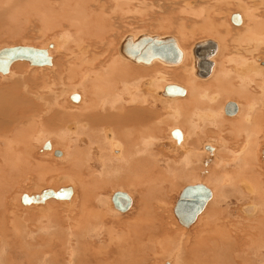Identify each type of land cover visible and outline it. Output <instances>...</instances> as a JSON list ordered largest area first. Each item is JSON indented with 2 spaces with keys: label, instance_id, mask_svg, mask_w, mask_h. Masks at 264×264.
I'll return each instance as SVG.
<instances>
[{
  "label": "bare ground",
  "instance_id": "1",
  "mask_svg": "<svg viewBox=\"0 0 264 264\" xmlns=\"http://www.w3.org/2000/svg\"><path fill=\"white\" fill-rule=\"evenodd\" d=\"M136 1L141 6L147 4V0ZM162 1L167 4V7L168 4L173 8L177 7L179 9L178 13H181L180 15H185V18H190L191 20L187 21L192 26L194 25V28L197 25L198 32L203 35L215 36L218 41L213 39H199L200 41L193 43L192 46L190 45V49H188L189 47H182L180 45L182 41L180 40L181 42L179 43L177 41L178 38L176 39L171 34V36H161L162 34L159 36V34L146 33L147 31H143L142 29V32L145 33L126 34L118 37L116 36L117 27L118 29L121 28L118 24L124 19L123 15L126 12L124 10L125 6H129L131 0H0V34L3 33V29L5 30L7 28V22L13 21L14 19L17 21L19 16L24 15L20 13L21 11H25L23 12L26 15L25 19L33 20V22L35 21L34 23L38 22L40 24H38L39 26L36 25L39 27V33L41 29H44L43 34L45 32L48 33V30L54 32L55 29H52L55 27L56 30L57 28L60 29L58 31L59 33L55 31L56 41L49 42V46L46 45L44 48L30 47L46 50L50 59L49 65L32 67L49 68L53 65L52 60L54 59L55 52L59 54L63 50L66 52V54H62V57L55 60V65H53L54 69L51 71L52 73L50 75L48 74V77L44 75L43 82L40 81V78L32 80L25 78L21 69H18V67L17 69L12 67L11 73L9 72L12 64L25 60L12 62L6 73H0L2 76H5L2 80L7 81L6 86L0 85L2 87L0 88V228L4 227L7 221L10 223L12 217L15 218V216L11 215L10 209L17 202V193L20 191L21 182L32 179L26 178L32 169L42 174L38 179L35 178L37 179L34 182L36 184L40 183V185L53 186L57 181L54 182V177L51 178L52 175H44L43 173L51 168L53 169L50 172L54 173L59 169L62 170L58 164L59 168L56 169V165L48 164L49 162L44 163L45 159H50V154L53 150H50L51 153L39 155V158L33 154L35 148L34 141H37V145H39L44 142V140L42 142V139L45 136L51 134V131L44 129L46 126L43 127V124L47 123L50 125L54 121L64 122L63 125L66 127L63 130L60 129L57 134L61 139H65V135H77V138L75 137L77 141H81L79 143L85 144L86 146L84 148L76 147L74 154L69 155L71 156L69 158L70 161L67 163V165L69 164V169L72 168L75 172L81 173L83 169L90 168L91 164L101 166L102 171H89L87 173L88 181L86 179L83 180H86L88 184L98 185L96 180L98 176H100L99 178L105 179L106 177L107 179V176L110 175L112 178L107 183H114L124 189L135 192L136 186L138 185L162 182L163 171L160 163H165V166L167 164L171 165L173 161L171 162L169 160V156H172L179 160V162H176L177 164H181L179 166L183 171H180L181 174L177 172V174L179 173V177L181 176V181L184 178L185 180H189V183H192L188 184V186L202 184L210 190L211 197L205 207L208 206L211 199L218 198L216 196L219 195L220 197L224 196L228 189H234L241 197L245 195V198L249 199L254 196L255 201H258L261 207L264 208V172H262L260 162V155L264 158V150L261 151V148L264 147V12L262 11V17L261 13H259L260 19H258V16H256L258 13L255 12L256 8H254L257 7L255 6L256 4L254 5L257 0H230V3H228V0V2L226 0ZM155 3H157V0H155ZM148 4L151 6L155 5L154 2H149ZM234 4L243 14H239V11L233 13L239 15L241 20L239 25L232 24L230 18L233 14L228 13L232 11H228L227 7ZM159 5L158 7L162 8V5ZM226 8L227 13L224 12ZM108 10L111 11L108 12ZM18 11H20V15L17 13ZM138 11H140V8ZM113 12L117 13L114 14ZM254 12L257 14L255 15ZM112 13L114 14L112 16L115 17L113 19L110 17ZM179 14H177L178 17ZM28 16L29 18H27ZM21 20L23 21V18ZM228 22L230 24L229 26L232 25L236 29H239L233 30L228 26ZM184 28H186L185 25ZM194 28L192 30L190 29L191 31L188 30L189 32L185 30L187 32L185 34L192 35L196 31ZM5 31L10 33L8 28ZM176 32L184 39V29L179 30L178 27ZM4 33L0 37L3 38L5 36ZM142 35L157 37L159 39L166 37L173 38L182 55L180 62L177 64H167L159 59H153L149 63H142L134 62L125 56L122 52L123 43L128 38L132 42H135ZM116 41L119 43H116ZM209 41H212L215 45H209L204 52V56L205 58L208 56V60L204 58L205 61L201 69L203 70L209 67V65L212 66V69L210 75L204 78L199 76L201 72H198L199 70L193 52L197 44H204ZM229 46H233V49L232 52L228 53L227 49H229ZM214 48L216 50L212 56L211 54ZM1 49L4 48L1 47ZM128 62L138 67L130 65ZM6 75L10 76L7 77ZM182 84H186L187 90L181 86ZM173 85L184 89L185 94L174 97L165 96V87ZM79 90L82 92V95H78L79 99L77 102H74V105L79 103L81 99L80 104H77V106L69 105L67 98ZM186 94L187 97L184 102L179 103L178 101L184 99ZM232 98H236L237 100L243 99L245 102L244 105L234 103L237 107L236 113L233 116H227L224 113V107L228 103L227 101ZM172 104L177 105L172 107ZM52 106L58 107V109L55 108L56 110L52 113L53 115L51 114L50 117L43 121L36 120L42 113L44 107L51 110ZM161 109L164 111H160ZM173 128H177L181 133L182 138L179 143L171 136V132L174 130ZM167 131L170 132V138L168 139L165 137ZM196 139L200 141L197 145L194 144ZM70 142L72 141L70 140ZM244 143L246 145L242 146ZM68 147L70 148L72 146ZM241 147L242 149L245 148L242 153L239 151ZM47 149H51V145ZM65 154L67 155V153ZM172 166L174 165H171V168ZM224 166L231 168L232 171L230 172L225 168V172L216 173L217 170L223 169ZM69 169L67 168V170ZM69 172L72 174L73 171L69 170ZM165 172L163 173L164 175ZM174 173L176 174V171ZM65 179L67 181V178ZM179 179L177 180L180 181ZM81 187L84 189L83 186ZM63 188H71L72 194L66 201L71 200L72 204L75 203L73 201L76 198L74 197L75 189L73 186ZM94 188L98 187L94 186ZM94 188L89 189V194L91 193L92 195L90 194V197L83 204V207L86 206L88 209L91 204L87 206L86 203H91L90 198L92 201H97L96 203L92 202L94 204L92 208L90 207L91 209L89 208L90 211L87 214L89 217L84 218L80 216V219H77V215L71 216L72 214L70 215L69 213L65 214V217L64 215L63 217H60V215L58 218L54 216V227L61 228L60 226L65 219L68 222L66 226L68 230L66 231L63 228L62 231L65 230L66 232H64L63 238H61L62 240L56 246L58 248V250L56 249L57 252H61L60 250L66 246L70 248L73 244L71 238H74L77 242L79 241L80 236H78L79 232H76V228L83 229L80 226L84 223L83 226L87 231L84 233V228L83 233L88 238V242L90 241L89 248H91L94 241L105 243L106 239L111 244H114L112 242L115 240L117 244L115 243V246H110V248L115 247V249L110 251L108 249L109 252L106 250L107 253L100 248V250H103L105 256H100L102 252H99L100 250L96 252L92 249L93 253L90 255L87 254L89 251L85 253L84 249L80 248L81 250H79L80 246L73 250L67 247L69 251L68 256L73 258V264H146L148 255L152 254L149 252L153 251V242H157L155 241L156 236L153 237L155 231L162 230L164 232H170L164 229V225H167L165 223L166 221L163 222L165 224H158L159 221H156L155 223L158 224V226L155 224L156 228L152 223L155 217L154 219L152 217L150 222L149 220L145 221L143 219L133 218L134 221L126 219L130 222H111L110 227L107 225L109 229H104L107 236H103L107 238L103 239V236L101 237V226H103V222L106 219L102 215L99 217L100 212H98V208L102 205L108 207L110 200L108 198H102L100 200L97 197L95 198ZM102 188L98 189L102 190ZM118 192H123L128 195L132 202L129 208L130 210L133 206L132 196L124 191ZM35 195L28 194V196ZM161 196H163V192ZM48 200L44 201V204ZM50 201L46 203V206L51 203ZM31 205L37 204L24 206ZM112 206L111 209L114 210L115 208L113 207V209ZM205 207L202 212L205 210ZM48 208L50 207L46 209L48 210ZM243 210L250 217L255 212L256 207L245 205ZM109 211L113 213L110 209ZM51 213L55 212L53 211ZM207 213H212L211 216L213 219L208 214H206V216L208 215L205 217L206 219L204 218L205 221L202 218L201 221L203 222L200 223L202 227L200 226L199 233H196L197 236H195L196 240H194V245H191L189 249L187 248L189 253L191 250L194 251L192 262H190L191 260L189 262L185 261L182 258L181 252L183 253L186 247L181 245V250L177 248L172 253L171 261L174 264H247L250 259H255L250 258V254L257 255L256 258L259 256L261 248H264V229L260 231L257 227L264 226V215H261L255 220L257 226L255 225L252 229L257 230L253 231V234L250 233L252 231L251 228V231L249 229L248 231H244L245 229L243 228V230L238 231L240 233V236H238L235 229H233V225L228 222L229 220L227 221V217L225 219L222 218V212L216 213L214 216V212ZM139 216L137 217L141 218ZM74 220L77 221L73 223ZM11 226L13 227L14 225L11 224ZM14 228L17 227L14 226ZM53 229L54 231L51 230L50 232V234L52 233L51 236L46 239L48 244L45 246V250L52 249V245L56 242L57 237L55 239L51 238L56 234L54 233L56 232L55 228ZM170 234L169 236L172 235ZM157 235L160 238V233ZM166 236L167 234L164 237ZM159 238L157 239L159 240ZM85 239L83 240L87 241ZM254 240L255 244L253 243ZM177 245L179 246V243ZM67 250L66 253L68 252ZM37 252L38 254L40 253L39 251ZM57 252L52 253V256L49 255L51 252H48V255L55 259L52 261L54 264H59L56 261V259L58 260L56 258ZM42 253L44 256V252ZM42 253H40L41 256ZM115 254L117 255L116 257H114ZM34 257L33 255L31 257L29 256L31 259H35ZM37 258L39 257H36V260ZM185 258L191 259L188 256H185ZM236 259H239V262ZM0 261L2 262L0 264H16L14 262H7L3 257L0 258ZM44 262L42 264H45ZM66 262L63 263L71 264L70 261ZM262 262L264 263V260ZM35 263H39L38 260Z\"/></svg>",
  "mask_w": 264,
  "mask_h": 264
},
{
  "label": "rangeland",
  "instance_id": "2",
  "mask_svg": "<svg viewBox=\"0 0 264 264\" xmlns=\"http://www.w3.org/2000/svg\"><path fill=\"white\" fill-rule=\"evenodd\" d=\"M227 1V0H226ZM229 1V2H228ZM227 2L228 3H230L231 1L230 0H228ZM252 1V0H251ZM254 1V0H253ZM259 1V2H258ZM134 2V3H133ZM149 2H154V4L155 5H149L148 3ZM163 2V1H162ZM161 2V0L159 1V0H157V3H155V0H147L146 1V3L147 4H145L144 6H141V5H139V2L138 1H136V0H131V2L129 3V6L127 5V6H125V9L124 10H126V12H128V14H126V12L124 13V15H123V20H121V22L118 24V25H120L119 27H121V28H119L118 29V27H117V33H116V36H118V37H120V35H126V34H134V33H141L142 32V30L143 31H147L146 33H149V34H155V35H158L159 34V36L161 35V36H165V35H172L173 37H175L176 39H177V41L180 43L181 41V43H180V45H182V47H189L188 49H190V47L193 45V43H195V42H197V41H200V40H204V39H213V40H217L216 38L217 37H215V36H211V35H203V34H201L200 32H198V27H197V25L195 26V28H194V25L192 26V24L191 23H189L187 20H191L190 18H185L186 16L185 15H180L179 13H178V11H179V9H177V7L176 8H173L170 4H168V7L166 6L167 4L165 3V2H163L164 4H165V9H164V4ZM256 3H254V5L255 6H257V7H254V8H256L255 10V12H257V13H255V15L256 16H258V19H260V14L259 13H261V17H262V11L264 12V0L262 1V0H257V1H255ZM133 3V4H132ZM160 4V5H159ZM133 5V6H132ZM158 5L159 6H161L162 8H159L158 7ZM140 6V7H139ZM149 6V7H148ZM134 7V8H133ZM169 7H171V8H169ZM236 6H235V4L234 5H229L227 8H228V11H232V12H228L227 11V8H226V11H224L225 13H231V14H233V13H237L239 10L237 9L238 7H236V9H234ZM139 8H140V11H138L139 10ZM142 8V9H141ZM158 9V10H157ZM175 9V10H174ZM234 9V10H233ZM259 9V10H258ZM161 10V11H160ZM171 10V11H170ZM258 10V11H257ZM109 11H111V10H108V12ZM134 11H136V12H134ZM141 11H142V13H141ZM20 11H18L17 13L20 15V13H22V14H24V15H22V16H19L18 17V15L17 14H15V16L16 17H18L17 18V21H16V19H14L13 21H9V22H7L6 23V25H7V28H8V31L10 30V33L8 32H6L5 30H7V28H6V25H5V30L3 29L2 30V32L4 33V31H5V33H4V37L2 38V37H0V41H1V39H3L1 42H0V48L2 47V48H12V47H16V46H28V47H35V48H44V47H46V45L47 46H49L48 44H49V42H55L56 41V39H57V37H56V32L55 31H60V29L59 28H57V30H56V27L55 28H53L52 30H54L55 29V31L53 32V31H51V30H48L47 32L48 33H46V35H45V33L43 34V32H44V29H41V32L39 33V23L38 22H36V23H34L33 22V20L31 21V20H28V19H25V17H26V15H25V13H23V12H25V11H21L20 13H19ZM114 14H116L115 12H113ZM111 14L110 15V17H112V19L113 18H115V17H113L112 15H114V14ZM177 14H179V17H178V15ZM239 14H241V15H243L242 14V12L241 11H239ZM126 15V16H125ZM136 15V16H135ZM228 16H229V14H227ZM119 16H121V15H119ZM138 17V18H137ZM184 17V18H183ZM23 18V21L21 20ZM27 18H29V16L27 17ZM121 18V17H120ZM164 18V19H163ZM171 18V19H170ZM182 20H181V19ZM228 18V17H227ZM173 19H175V20H173ZM182 21H180V20ZM186 21H185V20ZM26 20V21H25ZM168 20V21H167ZM171 20V21H170ZM4 21H6V20H4ZM15 21V22H14ZM29 21V22H28ZM163 21V22H162ZM125 22V23H124ZM165 22H167V23H165ZM169 22V23H168ZM180 22V23H179ZM187 22V23H186ZM157 23V24H156ZM164 23V24H163ZM186 23V24H185ZM9 24V25H8ZM39 24V25H38ZM125 24L127 25L126 27H125ZM161 24V25H160ZM179 24V25H178ZM185 25V27L186 28H184V25ZM13 25H14V27H13ZM32 25V26H31ZM36 25H38V26H36ZM168 25V26H167ZM183 25V26H182ZM230 24H229V22H228V26H229ZM9 26V27H8ZM167 26V27H166ZM181 26V27H180ZM178 27H179V30L180 29H184V33H183V38L184 39H182V36L181 35H178L177 34V32H176V29L178 30ZM188 27H190V28H188ZM191 27H193L196 31L192 34V35H188V34H185V32L187 31V32H189L188 30H190L191 29ZM230 28H232L233 30H237V29H239V28H235V27H233L232 25L231 26H229ZM240 27V26H239ZM10 28V29H9ZM157 28V29H156ZM172 28V29H171ZM174 28V29H173ZM192 28V29H193ZM235 28V29H234ZM142 29V30H141ZM191 29V30H192ZM12 30V31H11ZM186 30V31H185ZM190 30V31H191ZM175 31V32H174ZM17 32V33H16ZM186 32V33H187ZM3 33H1L0 34V36H2V34ZM43 35H42V34ZM59 33V32H58ZM121 33V34H120ZM142 33H145V32H142ZM13 34V35H12ZM174 34V35H173ZM32 35V36H31ZM170 35V36H171ZM23 36V37H22ZM25 36V37H24ZM40 36V37H39ZM45 36V37H44ZM58 36V35H57ZM8 37V38H7ZM43 39H42V38ZM186 37H187V39H186ZM212 37V38H211ZM51 38V39H50ZM179 38H181V39H179ZM200 39V40H199ZM53 40V41H52ZM181 40V41H180ZM191 40V41H190ZM46 41V42H45ZM184 41H185V43H184ZM218 41V40H217ZM39 42V43H38ZM59 42V41H58ZM118 41H116V43H117ZM60 43V42H59ZM119 43V42H118ZM2 44V45H1ZM187 45V46H186ZM191 45V46H190ZM117 46H118V44H117ZM51 47V46H50ZM65 47V46H64ZM230 49V50H229ZM229 49H227L228 50V53L229 52H232V49H233V46H229ZM227 52V51H226ZM64 54H66V52H65V50H63V52L61 53L60 52V54L59 53H56L55 52V54H54V59L52 60V64L53 65H55V60L56 59H58L59 57H62ZM130 65H132V66H134V67H138V66H136V65H134V64H132V63H130V62H128ZM50 66L49 68H35V67H32V66H30L27 62H25V61H23V62H16V63H14V64H12V66L10 67V70H9V72L11 73V68L12 67H15L16 69H17V67H18V69H21V72L23 73V76L25 77V78H30V80H32V79H37V78H40V81H44L43 80V77H48V74L50 75L52 72V70L54 69V66ZM158 65H160V64H158ZM161 66V65H160ZM180 66V65H179ZM179 66H176V67H179ZM163 67V66H162ZM28 68V69H27ZM35 68V69H34ZM166 68V67H165ZM172 68H175V67H172ZM43 70V71H42ZM46 70H47V72H46ZM29 72V73H28ZM38 72V73H37ZM9 73V74H10ZM26 73V74H25ZM31 73V74H30ZM33 74V75H32ZM30 75V76H29ZM42 77H41V76ZM45 75V76H44ZM7 77H9L10 75H6ZM29 76V77H28ZM32 76V77H31ZM3 77H5V76H2L1 74H0V85L1 86H6V83H7V81L6 80H2V78ZM6 77V78H7ZM192 77V76H191ZM49 78H50V76H49ZM193 78V77H192ZM193 79H195V80H197L195 77L193 78ZM46 81V80H45ZM199 81V80H198ZM201 81V80H200ZM5 83V84H4ZM0 86V88H2ZM181 86H183L186 90H187V86H186V84H182ZM73 94V93H72ZM71 94V95H72ZM75 94H77V95H79V96H81L82 95V92L79 90V91H77V92H75ZM70 95V96H71ZM70 96L67 98V103L69 104V105H74V102H72V100L70 99ZM186 97H187V94H186V96L184 97V99H181V101H178L179 103H181V102H184V100L186 99ZM241 99H236V98H232L231 100H229L230 102L232 101L233 103H238V104H243L244 105V100L242 99L241 101H240ZM65 101V100H64ZM80 101H81V99H80ZM80 101H79V103H77L78 105L80 104ZM229 101H227V102H229ZM240 101V102H239ZM243 101V102H242ZM63 102V101H62ZM165 102V101H164ZM226 102V103H227ZM225 103V104H226ZM77 104H75L74 106H77ZM224 104V105H225ZM177 104H172L171 106L172 107H174V106H176ZM42 107H43V105H41ZM58 109V107L57 106H52V109L51 110H49V108H43V111H42V113L38 116V118H36V120L37 121H43V120H45L46 118H48V117H50L51 116V114L56 110V109ZM160 111H164V110H160ZM48 114V115H47ZM53 115V114H52ZM44 117V118H43ZM56 122V123H55ZM53 123V122H52ZM64 124V122L62 123V122H58V121H54V123L53 124H50V125H48L47 123L46 124H43L44 126L43 127H45L44 129H46V130H49V131H51V136L50 135H47V136H45L44 137V139H42V142H43V140H44V142L43 143H40L39 145H37L38 144V142L37 141H34V146H35V148H34V150H33V154L36 156V157H38L39 158V155H43V154H47V153H51V151L53 150V152L50 154V159H45L44 160V163H48V164H50L51 163V165H56L55 167H56V169H58L59 168V166L62 168V170L61 169H59V170H57L56 171V169H55V171H56V173H54V172H50V170H52L53 168H51V169H49V170H47V171H44L43 173H44V175L45 174H47V175H49V176H51V178H53L54 179V185L52 186V185H40V183H38V184H36V183H34V182H36V180L38 179V177H40L42 174L40 173V172H37V171H35L34 169H32L31 170V173L33 174H31V173H28L27 175H28V177L26 176V178H32V179H27L26 180V182L28 183H26V182H21V184H20V191L17 193V202H16V204L14 203L13 205H12V208L10 209V213H11V215L12 216H15V218L14 217H12L11 219H10V223L12 224V225H14L15 227H17V228H14V226L12 227L11 226V224L10 223H8L9 221H7L6 222V224H5V226L4 227H2V228H0V253H1V255H0V258L1 257H3V259L5 260H7V262H9V263H16V264H42L44 261V263L45 264H54V262H52L53 261V259L54 258H51L50 256H52V253H56L57 252V250H58V248H56V246L60 243L59 241H61L62 239L61 238H63V235H64V232H66L67 230H68V227H66L67 225H68V222L66 221V219L65 218H63V219H65V220H63V223L61 224V228H57V227H54L53 225H54V223H53V220L55 219V217L56 218H58L60 215V217H63V215H64V217H65V214H72L71 216H74V215H77V219L79 218L80 219V216H83L84 218L86 217H89V215H87L88 213H89V211H90V209L92 208V205L94 204V203H96L97 201H92V199L90 198L89 200H91V203H89V202H87L86 203V205L87 206H89L90 204H91V206H89V208L87 209V207H86V209H84L85 207H83L84 205V201L87 199V198H89L90 197V194H89V189L90 188H94V186L95 187H98V188H102V190H100V189H98V188H94V191H95V198L97 197L99 200L100 199H102V198H108V200H110L109 201V205H108V207H106V206H104V205H102V206H100L99 208H98V212H100V216L99 217H101V215L102 216H104V219H106V221L104 220V222H103V226H105V227H103V226H101V228H102V230H101V237L104 235V236H107V233H106V231L104 230V229H109L108 227H107V225H109V227H110V225H111V222H115L116 223V221H119L120 223L121 222H126L127 220H130V221H134L133 219H143V220H145V221H147V220H149V222L152 220L151 218L153 217V219H154V217H155V219L153 220V224H154V226H155V222L156 221H159L158 222V224H160V223H163L164 221H166L165 223L167 224V225H164V229H166V230H169L170 232H168V231H166V232H164V231H162V230H154L155 231V234H154V236L153 237H155L156 236V240L155 241H157V242H153L154 244H153V246H152V248H153V251L155 250V252H149V253H152L151 255L149 254L148 255V261L146 262V264L148 263V262H150V261H152V262H150V263H148V264H174L171 260H172V253H174V251L178 248V249H180L181 250V248H180V246L181 245H183V246H185L184 248L186 249V250H183L184 252H186L185 254H184V252L182 253L181 252V256H182V258L185 260V261H190V262H192V258H193V254H194V251H190V253H189V250H187V248L189 249L190 247H191V245H194V240H196L195 239V236H197L196 235V233L198 234L199 233V230L201 229V225H200V223H202L203 221H201L202 220V218H203V220H204V218L205 217H207L208 215L213 219V217L211 216L212 215V213L211 212H214L213 213V216H214V214H216V213H220V212H222V218H226L227 217V221L231 224V225H233V229H235V232H236V234L238 235V236H240V233H238V231H241V230H243V228L245 229L244 231H248V229H249V231H251L250 233H252L253 231H256V230H254V229H252V227H255V220L258 218V217H260L261 215H264V208L263 207H261V205L259 204V202L258 201H255V197L253 196V198H254V201H253V198H245V195L244 196H242L241 197V195H238V193H236L235 191H234V189L232 190V189H228L226 192H225V195L224 196H221L220 197V195L219 196H216V197H218V198H215V199H211L210 201H209V204H208V206H206L205 207V210L199 215V217L197 218V220L189 227V228H184V227H182L178 222H176V219H175V216H174V214H173V208H174V205H175V203H176V201H177V199H178V197H179V194H180V192L182 191V189L185 187V186H188V184H192V183H189V180H185L184 178H182V181H181V176L179 177V173L177 174V172H180V171H183L182 169H181V164H177L176 162H179V160H177V158H174V157H172V156H169V160H171V165H174V166H172V168H171V165L170 164H167L166 166H165V163H160V165H161V167H162V176H163V180H162V182L160 181V182H157V183H155V182H153V183H144L143 185H138V186H136V190H135V192L134 191H132V190H129V189H124V188H122V187H120V186H118V185H116V184H114V183H107L108 181L110 182V180H111V178H112V176H107V179H106V177H105V179H102V178H99L100 176H98V178L96 179L97 180V182H98V185H92V184H88L87 183V181H88V176H87V173H89V171H102V168H101V166H96L95 164H91L90 165V168H88V169H83L82 171H81V173H79V172H75V170L74 169H72V168H70L69 169V164L67 165V163L70 161V157L71 156H69V155H72V154H74V152L76 151V147H80V148H84V147H86L85 146V144H80L81 143V141H77V135H70V136H66L65 135V139L63 138V139H61L60 137H59V135H57L58 134V132H59V130L61 129V130H63V129H65L66 127H64L65 125H63ZM71 124H75V123H71ZM70 125V124H69ZM56 129H57V131H56ZM173 129H177V128H173ZM178 129H180V128H178ZM181 130V129H180ZM56 133V134H55ZM55 134V135H54ZM170 132L169 131H167L166 133H165V137H166V139H168V138H170ZM49 136V137H48ZM71 137V138H70ZM76 137V138H75ZM45 138H46V140H45ZM57 138V139H56ZM68 138H69V140H68ZM74 138V139H73ZM59 139H60V141H59ZM76 139V140H75ZM67 140V141H66ZM70 140L74 143H72V142H70ZM75 140V141H74ZM61 142V143H60ZM189 142L190 143H192L190 140H189ZM200 141H198L197 139H196V141L194 142V144L195 145H197L198 143H199ZM68 143V144H67ZM42 144V145H41ZM46 144H50L51 145V149H47L46 148ZM67 144V145H66ZM79 144V145H78ZM244 145H246L245 143L242 145V146H244ZM55 146V147H54ZM68 146H72V147H68ZM53 148V149H52ZM71 148H73V149H71ZM79 148V149H80ZM66 149V150H65ZM245 149V148H244ZM244 149H242V147L241 148H239V151L242 153L243 152V150ZM42 150H44V151H42ZM51 150V151H50ZM69 150H70V152H69ZM80 150H82V149H80ZM262 150H264V147H262L261 148V151ZM72 151V152H71ZM56 152H60V155L59 156H56L55 155V153ZM63 152H65V153H67V155H68V157H67V155L65 154V153H63ZM68 152H69V154H68ZM186 152V151H185ZM63 153V154H62ZM114 153H115V151H114ZM181 153H183V154H187V153H184V152H181ZM239 153V152H238ZM64 155V156H63ZM66 156V157H65ZM38 158H36V159H38ZM68 158V159H67ZM174 158V159H173ZM263 159V160H262ZM177 160V161H176ZM62 161V162H61ZM260 162H261V169H262V172H264V158L262 157V155H260ZM59 166H58V165ZM95 165V166H94ZM179 167H178V166ZM92 166V167H91ZM54 167V166H53ZM175 167V168H174ZM67 168L70 170V171H73L72 172V174L69 172V170H67ZM164 168H165V170H164ZM227 170H229L230 172L232 171L231 170V168H229V167H227V166H224L223 167V169H219V170H217L216 171V173H221V172H225V170L226 169ZM93 169V170H92ZM177 169H180V170H177ZM232 169H233V167H232ZM36 170H37V168H36ZM174 170V171H173ZM223 170V171H222ZM66 171H68V172H66ZM166 171V172H165ZM176 171V174L174 173ZM37 172V173H36ZM59 172V173H58ZM165 172V175L163 174ZM35 173V174H34ZM40 173V174H39ZM65 173V174H64ZM141 173V172H140ZM173 173V174H172ZM36 174H38L37 176H36ZM180 174H181V172H180ZM31 175V176H30ZM74 177H73V176ZM176 175V176H175ZM49 176H48V178H49ZM59 176V177H58ZM174 176H175V178H174ZM56 177V178H55ZM58 177V178H57ZM109 177V178H108ZM168 177V179H166ZM35 178H37V179H35ZM65 178H67V181H66V179ZM81 178V179H80ZM172 178V179H171ZM178 178H180L179 180L180 181H178L177 179ZM59 179H61V180H59ZM69 179V180H68ZM81 181H80V180ZM83 179H86V180H83ZM109 179V180H108ZM174 179V180H173ZM183 179H184V181H183ZM60 181V182H59ZM102 181V182H101ZM166 181V182H165ZM168 181V182H167ZM31 182V183H30ZM71 182V183H70ZM178 182V183H177ZM159 184V186H157V185H155V184ZM165 183V184H164ZM169 183H170V185H169ZM174 183V184H173ZM33 186H32V185ZM172 184H173V186H172ZM60 187H59V186ZM90 187H89V186ZM92 185V186H91ZM115 185V186H114ZM148 185H151V186H148ZM168 185H169V187H168ZM71 186H73V188L75 189V194H74V197H76L75 199H73V201L75 202V203H73L72 204V201L70 200V201H66V199L64 200V201H62V200H55V199H49L48 201H50L49 203L50 204H48V206H46V203L48 202H46L45 204H44V202H38L37 203V205H31V206H33V207H31V206H24V205H22L21 204V202H20V198H21V196L20 195H26L27 194V196H28V194H30V195H35V194H37V195H39L38 193H40V192H42L43 190H45V189H51V190H53L54 189V191H57V189H60V188H63V187H71ZM81 186H83L84 187V189H82V187ZM105 186V187H104ZM155 186H157V187H155ZM171 186H172V188H171ZM153 187V188H152ZM24 188H26V189H24ZM79 188V189H78ZM157 188V189H156ZM160 188V189H159ZM168 189V190H167ZM30 190V191H29ZM158 190V191H157ZM11 191H13V190H11ZM78 191V192H77ZM100 191V192H99ZM118 191H124V192H126V193H129L131 196H132V199H133V206H132V208L129 210V211H127L126 213H121V212H118V211H116L114 208H113V206H112V208L117 212H115L114 210H112L111 209V205H112V203H111V199L110 198H112V195L115 193V192H118ZM163 192V196H161V194H162V192ZM167 191V192H166ZM96 192H98L97 193V196H96ZM150 193V194H149ZM166 193V194H165ZM78 194V195H77ZM158 194H159V196H158ZM85 197H84V196ZM92 195V194H91ZM109 195V196H108ZM16 196V195H15ZM14 196V197H15ZM19 197V198H18ZM139 197V198H138ZM225 197V198H224ZM73 198V197H72ZM71 198V199H72ZM221 198V199H220ZM157 199V200H156ZM252 199V200H251ZM155 200H156V202H155ZM53 201V202H52ZM58 201H59V203H58ZM63 202L62 204H61V202ZM71 202V203H70ZM92 202H94L93 204H92ZM152 202V203H151ZM55 205H54V204ZM110 203H111V205H110ZM41 204H43V205H41ZM72 205V206H74L73 208H71L72 206H70V205ZM218 204V205H217ZM260 206H259V205ZM69 205V206H68ZM245 205L246 206H248V205H250V206H254V207H256V210H255V212L252 214V215H250V217H249V215L248 214H246V212L243 210V208H245ZM24 207V208H23ZM43 207H45L44 208V210H43ZM47 207H50V208H48V210L46 209ZM66 207V208H65ZM214 207V208H213ZM40 208H42V209H40ZM68 208H70V210H68ZM104 210H103V209ZM106 208V209H105ZM211 208V209H210ZM220 208H221V210H220ZM258 208V209H257ZM50 209V210H49ZM52 209V210H51ZM55 209H56V211H55ZM72 209V210H71ZM84 209V210H83ZM109 209L111 210V211H113V213H111L110 211H109ZM208 209V210H207ZM210 209V210H209ZM218 209V210H217ZM260 209H262L261 210V212H260ZM66 210H68V211H66ZM75 210V211H74ZM79 210V211H78ZM87 210H88V212H87ZM97 210V209H96ZM215 210V211H214ZM45 211V212H44ZM55 212V213H51V212ZM73 211V212H72ZM141 211V212H140ZM45 214H44V213ZM85 214H84V213ZM139 212V213H138ZM206 212V213H205ZM207 212H209V213H211V214H208ZM14 213V214H13ZM57 213V214H56ZM62 213V214H61ZM137 213V214H136ZM261 213V214H260ZM50 214H52V215H50ZM56 214V215H55ZM136 214V215H135ZM141 214V216H139ZM144 214H146V216H147V218L145 219V217L146 216H144ZM205 214V215H204ZM206 214H208L207 216H206ZM259 214V215H258ZM45 215V216H44ZM48 215H49V217H48ZM85 215V216H84ZM136 216V218H135V216ZM226 215V216H225ZM17 216V217H16ZM51 216H55L54 218L53 217H51ZM133 216V217H132ZM137 216H139V217H141V218H138ZM149 216V217H148ZM161 216V217H160ZM253 216V217H252ZM257 216V217H256ZM82 217V218H83ZM131 217V218H130ZM158 217H160L159 219H158ZM249 217V218H248ZM256 217V218H255ZM14 218V219H13ZM53 218V219H52ZM133 218V219H132ZM156 218H157V220H156ZM164 218V219H163ZM252 218V219H251ZM108 219V220H107ZM127 219V220H126ZM132 219V220H131ZM206 219V218H205ZM211 219V220H212ZM247 219V220H246ZM13 220V221H12ZM46 220V221H45ZM86 220V219H85ZM65 221V222H64ZM77 220H74L73 221V223H75ZM84 221V220H83ZM130 221H127V222H130ZM161 221V222H160ZM205 221V220H204ZM1 222H2V219H1ZM168 222V223H167ZM8 223V224H7ZM104 223H105V225H104ZM108 223H110V224H108ZM165 223H163V224H165ZM64 224H65V226H64ZM83 225H84V223H82ZM158 224H156L157 226H158ZM80 225V224H79ZM83 225H81L80 227H82L83 229H81V228H78V229H80V230H78L77 228H76V232H79V234H78V236H80L79 238V241H81V242H77V240H74V238H71L72 239V241H73V244H72V246L69 248L68 246H66L64 249H61L60 251L61 252H57L58 254H56V258H58V260L56 259V261L57 262H59V264H65V263H63V262H71V264H73V258L71 257H69L68 255V253H69V251L67 250V247L70 249V250H73L74 248H77V247H79V250H81V249H84V251H85V253L87 252V251H89V252H87V254H90L91 255V253H93V251H96V252H98L99 250H100V248H102L103 250H104V252H106V250L108 251V249H109V251L110 250H112V249H115V247H111L110 248V246H115L117 243L115 242V240L112 242V243H114V244H111V242H109L110 243V245H109V243L107 242V237H104L103 236V239H106L105 240V243H103V242H101V241H94L93 242V244L91 245V248H89L90 247V244H89V242H88V238L85 236V232L87 231L86 230V228L83 226ZM166 226H167V228H166ZM201 226V227H200ZM257 226V225H256ZM44 227H47V228H45L44 229ZM66 227V228H65ZM74 227V226H73ZM76 227V226H75ZM78 227V226H77ZM53 228H55V231L56 232H54V233H56L55 235H54V237L52 236L51 238H53V239H55L56 237L58 238H56V242L52 245V249H47L48 250V252L50 251L51 253L48 255V252L46 253V251L47 250H45V246H47V244H48V242L46 241V239L49 237V236H51V234H50V232H51V230H53L54 231V229ZM63 228L64 229H66V231L64 230V231H62L63 230ZM84 228H85V230H84ZM155 228H156V226H155ZM172 228V229H171ZM250 228H251V230H250ZM257 228H259L258 230H263L264 229V226L262 225L261 227H257ZM4 229V230H3ZM171 229V230H170ZM240 229V230H239ZM39 230V231H38ZM83 230H84V233H83ZM176 231V232H175ZM264 231V230H263ZM262 231V232H263ZM166 235L167 234V236L166 237H164L165 235L163 234V233ZM173 232V233H172ZM82 233V234H81ZM158 233H160V238L159 237H157V236H159V235H157ZM172 235H171V234ZM176 233V234H175ZM164 236H163V235ZM169 234L171 235V236H169ZM253 234V233H252ZM59 235V236H58ZM61 235V236H60ZM85 236V238H84V236ZM177 236V239H176V236ZM174 236V237H173ZM60 237V238H59ZM164 237V238H163ZM85 239V240H87V241H84L83 239ZM157 238H159V240L157 239ZM197 238V237H196ZM44 240H45V242H44ZM58 240V241H57ZM166 240H168V241H166ZM178 240V241H177ZM185 241V242H184ZM86 242V244H84ZM106 242H107V245H106ZM186 242H190L189 244L188 243H186ZM116 243V244H115ZM167 243H168V245H167ZM179 243V246L177 245ZM184 243H185V245H184ZM254 244H255V240H254V242H253ZM9 244V245H8ZM44 244V245H43ZM166 244V245H165ZM88 245H89V247H88ZM86 246V247H85ZM107 246V247H106ZM108 246H109V248H108ZM117 246H119V245H117ZM163 246H165V247H163ZM170 246V247H169ZM177 246V247H176ZM83 247V248H82ZM172 247H173V250H172ZM264 247V246H263ZM81 248V249H80ZM86 248V249H85ZM107 248V249H106ZM164 249V251H162L163 249ZM167 248V249H166ZM57 249V250H56ZM92 249H93V251H92ZM100 250L99 252H101V255H100V253H99V255L100 256H105V254H104V252H103V250ZM166 249V250H165ZM45 250V251H44ZM65 250V251H64ZM66 250L68 251L67 253H66ZM35 251V252H34ZM37 251H39L40 253H42V252H44V256H43V253H42V256H41V254L39 253L38 254V252ZM62 251H64V252H62ZM108 251V252H109ZM165 251H166V253H165ZM27 252V253H26ZM163 252V253H162ZM193 252V253H192ZM262 252V253H261ZM261 252H260V254H259V256L256 258V256L257 255H253V254H250L249 255V257L250 258H255V259H250L248 262H247V264H264L262 261L264 260V248H261ZM61 253V254H60ZM63 253V254H62ZM107 253V252H106ZM163 255H162V254ZM189 255H188V254ZM98 254V253H97ZM154 254H155V257H154ZM21 255V256H20ZM27 257H26V256ZM33 255V257H34V255H36L34 258L35 259H31V258H29V256L31 257ZM59 255V256H58ZM60 255H62L61 257H60ZM99 255H98V257H99ZM41 256V257H40ZM45 256H47L45 259H44V257ZM117 255L115 254V256L114 257H116ZM140 256V255H139ZM150 256H152V257H150ZM185 256H188L189 258H191V259H188V258H185ZM36 257H39V258H37V260H38V262L39 263H35L37 260H36ZM60 257V258H59ZM63 257V258H62ZM67 258V259H66ZM150 258V259H149ZM31 259V260H30ZM41 259H42V262H41ZM49 259V260H48ZM52 259V260H51ZM62 261H61V260ZM152 259V260H151ZM188 259V260H187ZM29 260V261H28ZM40 260V261H39ZM55 260V259H54ZM150 260V261H149ZM195 260V259H194ZM24 261H26L25 263H24ZM33 261V262H32ZM61 261V262H60ZM124 262H126L125 260H123ZM122 261V262H123ZM236 261L237 262H239V259H236ZM255 261V262H254ZM41 262V263H40ZM66 262V263H67ZM262 262V263H261ZM0 263H2L1 261H0ZM89 263H90V261H89ZM142 264H145V263H142ZM177 264V263H176Z\"/></svg>",
  "mask_w": 264,
  "mask_h": 264
},
{
  "label": "water",
  "instance_id": "3",
  "mask_svg": "<svg viewBox=\"0 0 264 264\" xmlns=\"http://www.w3.org/2000/svg\"><path fill=\"white\" fill-rule=\"evenodd\" d=\"M230 21L234 25L241 23L238 14H233ZM214 46L212 41L204 44H197L194 47V56L197 63L198 72L200 77H208L211 73L212 66L204 68L202 65L207 59L204 56V52L208 46ZM215 48L212 50V56L215 54ZM122 52L125 56L130 58L134 62L149 63L153 59H159L167 64H177L181 60V52L178 49L175 41L171 37L159 39L157 37H147L145 35L140 36L135 42H132L128 38L122 45ZM205 58V60H204ZM16 60H25L31 66H45L49 65L50 59L46 50L34 49L30 47H12L4 48L0 50V73H6L10 64ZM205 70V72H203ZM185 94L184 89L178 86H166L164 89L165 96H183ZM73 102H77L79 96L74 94L70 97ZM237 111V107L233 102H228L224 107V113L227 116H233ZM172 138L176 142L181 141V133L179 130L174 129L171 132ZM50 145L46 144V148ZM56 156L60 155V152L55 153ZM72 192L71 188H60L57 191L51 189L43 190L39 195L27 196L22 195L20 202L23 205L37 204L39 201L44 202L47 199L65 200L70 198ZM211 197L210 190L202 184H194L185 186L179 194V197L174 205L173 214L177 222L184 228H189L197 219L198 215L204 209L206 203ZM111 202L113 207L119 212H127L131 206V200L127 194L123 192H115L112 195Z\"/></svg>",
  "mask_w": 264,
  "mask_h": 264
}]
</instances>
